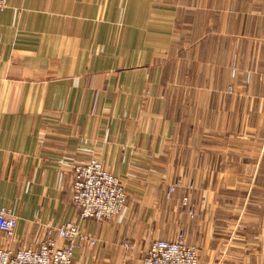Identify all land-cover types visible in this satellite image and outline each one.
<instances>
[{"label":"crops","instance_id":"obj_1","mask_svg":"<svg viewBox=\"0 0 264 264\" xmlns=\"http://www.w3.org/2000/svg\"><path fill=\"white\" fill-rule=\"evenodd\" d=\"M90 158L123 181L108 222L73 205ZM1 207L12 248L78 223L97 244L76 264H141L179 231L199 264H264V0H7Z\"/></svg>","mask_w":264,"mask_h":264},{"label":"built area","instance_id":"obj_2","mask_svg":"<svg viewBox=\"0 0 264 264\" xmlns=\"http://www.w3.org/2000/svg\"><path fill=\"white\" fill-rule=\"evenodd\" d=\"M7 0H0V11ZM179 181L168 185L165 198L169 199ZM72 201L80 219L108 222L124 209L126 194L123 181L105 169L96 158L72 168ZM191 185L189 186V188ZM183 197L181 204L193 215L194 207ZM17 217L7 207L0 208V232L4 245L0 247V264H76L73 262L75 248L86 245L95 247L96 239L80 229L78 223H66L42 227L38 246L12 248L8 242L15 240ZM141 264H199L198 249L187 243L183 231L174 239L152 241Z\"/></svg>","mask_w":264,"mask_h":264}]
</instances>
